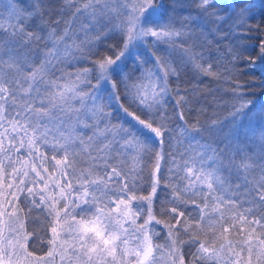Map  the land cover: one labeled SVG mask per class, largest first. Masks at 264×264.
Masks as SVG:
<instances>
[{
	"label": "snow or ice",
	"instance_id": "snow-or-ice-1",
	"mask_svg": "<svg viewBox=\"0 0 264 264\" xmlns=\"http://www.w3.org/2000/svg\"><path fill=\"white\" fill-rule=\"evenodd\" d=\"M192 2L195 17L184 15L188 0H63L70 18L60 28L61 20L47 25L43 0H0V264H264V123L259 152L248 144L264 122V103L247 98L251 81L234 83L227 123L178 129L198 145L179 162L168 153L177 182L172 202L195 205L190 222L181 223L177 207L162 208L172 223L157 219L151 204L158 178L148 196H137L119 168L125 155L135 165L151 153L153 175L159 172L165 139L173 140L165 115L170 78L178 80L186 63L213 73L197 51V30L214 37L261 31L249 21L264 16V2L259 12L255 0ZM76 18H83L78 31ZM117 38L110 55H85ZM256 47L260 63L249 59L245 75H264V35ZM205 133L212 139L201 143ZM241 188L251 206L231 211ZM133 201L148 203L133 208ZM32 206L45 210L41 254V237L25 226Z\"/></svg>",
	"mask_w": 264,
	"mask_h": 264
},
{
	"label": "trees",
	"instance_id": "trees-1",
	"mask_svg": "<svg viewBox=\"0 0 264 264\" xmlns=\"http://www.w3.org/2000/svg\"><path fill=\"white\" fill-rule=\"evenodd\" d=\"M44 5L49 8V14L45 16V21L49 27H55V21L61 20L60 28H63V21L70 18V12L65 10L63 0H43ZM188 12L184 13L185 16L191 14L195 17V4L192 0H188ZM63 11L64 15L61 16L60 12ZM258 12V11H257ZM83 18H76L72 21L74 30H79ZM250 26L255 29L260 27L261 31H248L247 29H237L234 33L228 35L221 33L215 37L210 34L202 35L200 30H197V37L199 43L203 45L197 49L202 52L205 59H210L213 64V73L211 75L204 74L195 68L192 64L186 63L180 70L179 79L170 78V88L172 92L169 100L165 105V115L169 121V127L173 129V140L171 145L167 138L163 146L165 153L164 159L160 161V170L153 175L154 170V156L151 153H142L138 157V163L135 165L131 157L125 155L121 157L119 163L120 170L127 177L126 182L129 184V188L135 189L137 196H148L151 188L150 184L155 178H158L155 195L152 197L151 209L157 219L165 222L172 223L173 217L166 212L162 213V208L167 209L171 207H177L178 211H183L185 216L180 218L181 223L186 219L189 220L197 215V209L195 205L189 201L188 203H181L176 201L173 203V186L177 183L173 173L167 171L168 168H172L173 165L169 159L168 153H171L176 157L177 162L180 161L181 153L195 152L198 145L195 143L189 145L187 140L180 136L178 129L187 122L189 126L196 125L203 127L209 125L212 121H219L227 123L231 118V103H232V90L234 83L247 84L251 81L253 86L247 87L245 90L248 92V99L254 103L259 101L264 103V75L259 72L255 74L245 75L244 73L249 71L247 61L249 59L255 61L256 64L260 63V52L256 45L259 43V37L264 35V16L257 15L254 20L249 21ZM29 29H34V24H29ZM45 35V33H40ZM227 36V38H224ZM118 43L117 39H110L104 41L99 46L92 49V53L89 54L85 50V55L89 60H96L99 56L105 54H111L108 50V46ZM163 47V46H162ZM181 58V52L179 47L171 53V59L179 61ZM81 67H91L90 63L82 64ZM67 71H75L74 68H68ZM177 88L179 94H177ZM183 97V101L177 105L176 101H180ZM186 101V103L184 102ZM178 112L183 113V120L178 118ZM259 117V113H257ZM254 123H256L254 121ZM264 122L256 123V132L248 142L249 145L254 147L259 152V143L261 135V124ZM212 137L208 133L204 134V138L201 143L208 142ZM254 141V142H253ZM241 147L245 145L241 144ZM150 148L155 149L154 145H149ZM158 150V149H157ZM244 189L241 188L238 192L234 191L233 195L238 197L239 203L235 209L231 211L243 212L251 205L245 203V200H250L251 197L244 195ZM187 199V197H185ZM147 201H133V208L136 204L147 205ZM199 198H196V204H199ZM21 207H24L21 205ZM259 212V206H255V209ZM147 211V207H145ZM45 210L43 208H37L32 206L31 211L27 209L24 211L26 220V228L28 231L35 232L41 237L40 242L36 244L38 250L37 254H41L46 246L47 237L45 236ZM140 220H143L141 216ZM140 221H138L139 223ZM240 225H237L239 227ZM247 227V225H244ZM156 230L160 232L161 236L167 229H164L163 223L156 225ZM205 237L201 234V239ZM231 238L238 239L236 235V229L233 228L231 232ZM162 242V241H161ZM32 247V241H29V248Z\"/></svg>",
	"mask_w": 264,
	"mask_h": 264
},
{
	"label": "rangeland",
	"instance_id": "rangeland-1",
	"mask_svg": "<svg viewBox=\"0 0 264 264\" xmlns=\"http://www.w3.org/2000/svg\"><path fill=\"white\" fill-rule=\"evenodd\" d=\"M255 2H256V4H257V9H256V11L259 12V11H260V7H259V6L261 5L262 2H264V0H255Z\"/></svg>",
	"mask_w": 264,
	"mask_h": 264
}]
</instances>
